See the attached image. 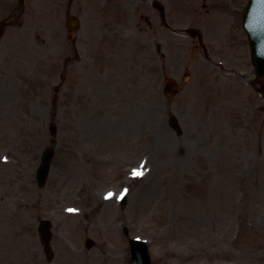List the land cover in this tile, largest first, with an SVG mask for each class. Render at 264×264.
<instances>
[{
	"label": "rangeland",
	"instance_id": "1",
	"mask_svg": "<svg viewBox=\"0 0 264 264\" xmlns=\"http://www.w3.org/2000/svg\"><path fill=\"white\" fill-rule=\"evenodd\" d=\"M246 1L161 0V60L152 43L163 34L145 29L159 14L147 1L23 0L21 10L0 0V21H10L0 38V264H130L129 238L148 243L152 264H264V97L248 85ZM68 8L86 55L69 76ZM194 17L208 56L238 68L218 67L179 33ZM164 78L178 83L168 99ZM50 145L39 188L34 171ZM43 219L51 262L36 232Z\"/></svg>",
	"mask_w": 264,
	"mask_h": 264
},
{
	"label": "water",
	"instance_id": "2",
	"mask_svg": "<svg viewBox=\"0 0 264 264\" xmlns=\"http://www.w3.org/2000/svg\"><path fill=\"white\" fill-rule=\"evenodd\" d=\"M243 27L248 38L252 67L255 74L264 82V0H248L243 13ZM173 86V82H166V87L169 91H171ZM171 122L174 130H177L176 120L173 118ZM52 156L53 152L51 149L44 152L42 164L37 172V180L40 187L46 182ZM125 201L123 200L122 205L125 204ZM39 234L44 251L48 259H50L48 243L51 235L48 221H43L40 224ZM88 246H91V244L88 243ZM129 248L131 264H151L148 248L144 242L130 240Z\"/></svg>",
	"mask_w": 264,
	"mask_h": 264
},
{
	"label": "flooded vegetation",
	"instance_id": "3",
	"mask_svg": "<svg viewBox=\"0 0 264 264\" xmlns=\"http://www.w3.org/2000/svg\"><path fill=\"white\" fill-rule=\"evenodd\" d=\"M22 3H23V0H20L21 10H22ZM145 21H146L145 29H146L147 34L149 33V30H151L152 24L154 26H156V28L159 29L161 31V33L163 34V35L158 37L159 42L154 44L155 45L154 49L156 50L157 54H160V52H161V43L160 42L164 40V30L167 27L166 22H165L164 18H162L160 16L157 18L158 25L151 22L148 18H145ZM5 22L7 23V20ZM155 22H156V19H155ZM1 33H2V29H0V34ZM193 38H194L193 39L194 45L200 51V54L203 55L206 59H209L207 47L202 41V35L199 34V36L196 35V36H193ZM65 41H66L67 45H69V48H68V52L66 54V57L64 59L63 69L65 72H68V76H69L71 73V71H70L71 69L77 70V68H80L82 65L85 64L86 55L83 53V50H82L83 48L78 43L77 38L75 36L74 37L72 36V32H70V31L67 32L66 37H65ZM143 44L144 45L149 44V39L147 37H145V39L143 40ZM243 46H245V45L243 44ZM196 54H199V53L196 52ZM216 58H218V60L221 64H224L226 62V60L222 57H216ZM236 66H240V63H239V65H236ZM64 78H65V76H64ZM248 85L250 87H253L256 92H262V90H263V85H262L261 81L256 79V78H254L253 83L249 82Z\"/></svg>",
	"mask_w": 264,
	"mask_h": 264
},
{
	"label": "bare ground",
	"instance_id": "4",
	"mask_svg": "<svg viewBox=\"0 0 264 264\" xmlns=\"http://www.w3.org/2000/svg\"><path fill=\"white\" fill-rule=\"evenodd\" d=\"M33 33L35 34V32H33ZM37 41H39V40H37ZM37 41H36V42H37ZM45 50H46L47 52H45V53L43 54L44 56H43L42 58L45 59V60H48V58L50 57V53H49V50H48V49H45ZM0 90H1V88H0ZM223 117H224V114L221 115L220 119L222 118V120H223ZM222 125H223V123H222ZM161 133H162V132H161ZM161 133H160V135H162ZM223 133H224V132H223ZM163 136H164V135H163ZM210 137H211V135L208 137L207 141H209V138H210ZM159 138L161 139V137H158V138H157V141L159 140ZM222 138L225 140V135H224V134H222ZM182 148H183V147L181 146V149H182ZM187 150H188V148H186V151H185V152L183 151V157L185 156L186 153L188 154V156L190 155V157H191V154H189ZM202 158H203V157H202ZM7 164H8V163H7ZM80 193H81V192H80ZM105 204H107V203H104L103 205L105 206ZM99 205H100V203H98V205H95V206L93 207V210H92L93 213H95L96 211H97V212L100 211V209H99ZM101 213H102V212H101ZM102 214L104 215V212H103ZM105 214H106V213H105Z\"/></svg>",
	"mask_w": 264,
	"mask_h": 264
},
{
	"label": "snow or ice",
	"instance_id": "5",
	"mask_svg": "<svg viewBox=\"0 0 264 264\" xmlns=\"http://www.w3.org/2000/svg\"><path fill=\"white\" fill-rule=\"evenodd\" d=\"M143 173L140 171H134L133 175L134 176H141ZM111 193L109 194V196L105 197L106 199L110 198ZM69 211H72L71 209Z\"/></svg>",
	"mask_w": 264,
	"mask_h": 264
}]
</instances>
